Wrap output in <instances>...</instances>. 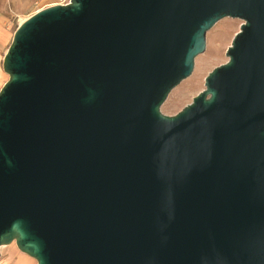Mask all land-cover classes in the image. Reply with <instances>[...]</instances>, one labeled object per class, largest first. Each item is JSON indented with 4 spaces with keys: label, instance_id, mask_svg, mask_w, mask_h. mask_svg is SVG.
Listing matches in <instances>:
<instances>
[{
    "label": "water",
    "instance_id": "obj_1",
    "mask_svg": "<svg viewBox=\"0 0 264 264\" xmlns=\"http://www.w3.org/2000/svg\"><path fill=\"white\" fill-rule=\"evenodd\" d=\"M244 23L193 102L207 34ZM0 90V255L264 264V0H70L22 22Z\"/></svg>",
    "mask_w": 264,
    "mask_h": 264
},
{
    "label": "rangeland",
    "instance_id": "obj_2",
    "mask_svg": "<svg viewBox=\"0 0 264 264\" xmlns=\"http://www.w3.org/2000/svg\"><path fill=\"white\" fill-rule=\"evenodd\" d=\"M70 0H0V17L3 29L8 36L2 48V64L13 41L14 33L26 19L51 6L65 5ZM244 22L239 19L225 18L219 21L207 34L206 50L196 59L193 74L176 87L161 107L166 116H175L190 105L194 98L205 90L207 76L217 67L229 61L227 50ZM6 82L9 76H5ZM4 86V84H3ZM2 86V87H3ZM1 87V88H2ZM0 88V90H1ZM0 264H38L29 255L21 252L16 243L1 248Z\"/></svg>",
    "mask_w": 264,
    "mask_h": 264
},
{
    "label": "crops",
    "instance_id": "obj_3",
    "mask_svg": "<svg viewBox=\"0 0 264 264\" xmlns=\"http://www.w3.org/2000/svg\"><path fill=\"white\" fill-rule=\"evenodd\" d=\"M5 36H8V34L6 33V30L3 29L2 20L0 17V88L3 86V84L6 83V80H5L6 73L4 72V69H3L2 53H1L3 50L2 48L4 47L3 45L5 44V41H2V38Z\"/></svg>",
    "mask_w": 264,
    "mask_h": 264
}]
</instances>
